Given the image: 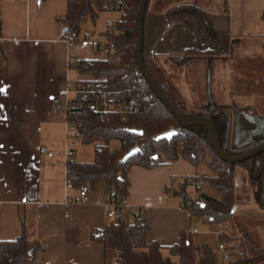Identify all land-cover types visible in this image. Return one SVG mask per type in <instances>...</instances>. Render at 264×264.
Instances as JSON below:
<instances>
[{
  "label": "crops",
  "instance_id": "0c3cea01",
  "mask_svg": "<svg viewBox=\"0 0 264 264\" xmlns=\"http://www.w3.org/2000/svg\"><path fill=\"white\" fill-rule=\"evenodd\" d=\"M182 5L206 14L220 38L215 55H205L207 46L185 23L167 19V11ZM66 12L67 0L0 1V241L15 240L24 223L29 240L42 247L27 264H116L117 252L91 239L92 232L111 222L94 204L106 192L104 182L88 188L83 199L68 185L64 152L74 148V140H66V115L53 109L65 102L69 83L94 80L80 74L69 58L107 60V46L95 52L88 36L103 40L100 34L117 19L109 18L94 32L79 28L77 39L65 42L57 20ZM143 58L151 77L181 112L225 111L226 146L264 143V0H148ZM197 168L179 158L152 169L132 167L127 175V203L141 210L146 241L158 242L164 257L180 244L181 233L189 240L199 233L190 232L196 219L180 207V199L165 192L198 174ZM238 176L244 180L245 174L237 169ZM204 187L201 193L217 197ZM237 192L236 227L247 231L241 221L264 220V211L249 186L241 192L235 188ZM249 234L254 247H264V228Z\"/></svg>",
  "mask_w": 264,
  "mask_h": 264
},
{
  "label": "trees",
  "instance_id": "16d2710c",
  "mask_svg": "<svg viewBox=\"0 0 264 264\" xmlns=\"http://www.w3.org/2000/svg\"><path fill=\"white\" fill-rule=\"evenodd\" d=\"M139 7L140 0H67L66 15L57 20L65 31L64 38L69 33L77 36L82 22L86 19L94 20L102 11L121 13L120 19L111 22L100 34L108 42V60L78 62L74 65L80 74H90L94 79L102 81L99 86L94 87L93 92H89L91 82L75 83L76 89L86 90L87 93L71 97V109L66 114V120L75 126V136L82 144L94 146L95 158L91 163L67 162V183L77 190L81 186H87L91 190L99 181H103L106 192L119 191L120 185L128 186L127 175L132 167L152 169L179 158L194 167L205 162L207 175L202 179V186L217 197L201 193L202 203L195 204L189 210L184 207L183 210L189 212L193 219L208 215L211 220L205 221L211 226L223 223L228 227L234 222V170L236 166H240L247 172L255 203L264 211V152L240 165L222 162L212 151L206 130L198 124L178 123L142 78L136 56V20ZM166 16L171 22L185 23L195 37L207 46L205 55L216 54L219 34L210 26L205 13L193 5H182L167 11ZM158 87L160 88L159 85ZM101 90L106 92L111 109L102 118L89 110L90 104L102 100L99 94ZM160 91L171 102L161 88ZM131 97L135 98L134 102ZM121 109L126 111L124 116L119 113ZM195 115L207 119L213 125L220 147L229 157L240 156L264 144L241 149L228 147L225 144L227 121L223 109ZM169 130L177 132L170 141L155 140ZM113 140L118 141L120 147L111 151L109 143ZM134 148L139 149L138 153L125 160ZM188 187L182 179L176 185L166 187L165 192L172 191V195L183 204L190 199ZM121 192L126 195V191ZM147 232L144 220L128 228L123 222H110L101 231L92 232L91 239L100 242L104 248L115 250L116 264H216V255L208 246L193 245L184 233L180 234V244L170 247L169 257H164L163 247L158 242L146 241ZM219 239L225 246L237 241V244L228 249V256L233 259L227 264L264 262V247H254L249 232L242 231L234 237L223 232ZM41 250L39 244L29 240L27 227L22 223L21 233L15 240L0 241V264H27Z\"/></svg>",
  "mask_w": 264,
  "mask_h": 264
},
{
  "label": "built area",
  "instance_id": "2783aa9c",
  "mask_svg": "<svg viewBox=\"0 0 264 264\" xmlns=\"http://www.w3.org/2000/svg\"><path fill=\"white\" fill-rule=\"evenodd\" d=\"M119 4L120 2L118 1L117 5L119 6ZM75 39H77V36L75 35V33H69L66 35V37L63 38L65 42H71ZM88 39L92 42L93 50L95 52H101L104 50V47L108 46V42L105 39L98 41V42L92 41V37H89V36H88ZM77 63L78 61L75 60L74 58H69V64L75 65ZM101 81L102 79L92 80L91 89L89 90V92H93L94 87L99 86ZM84 93H87V91L76 89L74 85L69 83L66 88L65 102L61 105H55L53 111L56 114L66 115L68 111L71 109V105H70L71 97L77 94H84ZM99 94L102 96V100L99 103L90 104L89 110L93 112L94 114L98 115L100 118H102V117L107 116L111 112V109L109 108V102H108L106 92L101 90ZM131 101L134 102L135 98L131 97ZM119 113L121 116H124L126 111L124 109H121ZM75 131H76L75 126L67 123V133H66L67 141L70 139L71 134H75ZM46 155L48 157H51L52 153H47ZM72 156H73V150H70L67 148L66 151L64 152L65 162L66 163L69 161L73 162ZM184 182L188 184L189 186H191L195 192L194 195L191 196L190 199L186 203L180 204V207L182 209H184L185 207V208H188L187 210H189L195 204L203 202V198L201 197L202 176H200L199 174H196L191 177H186L184 178ZM121 190L126 191V187L123 185H120L119 191L105 192L104 194L95 198L94 204L103 210V213L106 219H108L111 222H115V223L123 222L127 228L133 224H139L143 222V214L141 210L139 208L129 206L127 203L126 195L122 193ZM87 192H88V187L81 186L79 188L78 198L83 199L86 196ZM170 194L172 193L170 192ZM71 202L72 200L70 199H67L66 201L67 204H70ZM198 219L200 221L211 220L208 215H202L198 217ZM224 228H225V225L223 223L219 224L215 231V234L220 236L223 233ZM190 232L192 234H196L199 232L197 225L195 223H193V225L191 226ZM218 249L223 252L225 249V245L222 242H220ZM227 258L228 256L224 255L223 259L225 260Z\"/></svg>",
  "mask_w": 264,
  "mask_h": 264
},
{
  "label": "rangeland",
  "instance_id": "374dc122",
  "mask_svg": "<svg viewBox=\"0 0 264 264\" xmlns=\"http://www.w3.org/2000/svg\"><path fill=\"white\" fill-rule=\"evenodd\" d=\"M119 19V13L116 11H102L100 13H98L97 17L94 20L91 19H87L85 21V23H83L80 26V29H86L89 32H94L95 30L99 29L100 27H103L106 25L107 20L110 19ZM71 136H73V140H74V148L72 147L73 152V156L72 159L73 161L77 162V163H91L94 161L95 158V148L93 145H84L81 143L80 139H77L75 137V134H71ZM120 147V144L118 141H111L109 143V149L111 151L116 150ZM54 151V150H53ZM55 152V151H54ZM237 169H240L242 172H244L245 177L244 180L243 178H241V176L237 177ZM236 170V178L234 179V184H235V188H238V191H243L245 186H249L248 183V175L247 172L240 166H236L235 168ZM198 174L200 176H202V179L204 177V175L207 173V167L205 162H202L198 168H197ZM243 187V188H242ZM205 188V187H204ZM250 188V187H249ZM202 189V186H201ZM206 191V188L204 189ZM203 190V191H204ZM187 192L190 195H194V189L189 186L187 188ZM241 198L240 193H236L235 194V202L239 201ZM236 207V204L235 206ZM264 213V212H263ZM234 222L232 223L231 226H228L225 234H228L230 236H235L234 234L239 235L240 232L244 231V230H238V228L236 227V221H235V217L237 216L236 214H234ZM195 224L197 225V228L199 230V233L197 235H193L191 237V242L193 245L195 246H202V245H206L208 246L212 252L216 255V264H227L228 262H230L233 258L229 257L228 254V249L231 245H235L237 244V241H233L232 243H229L226 245L225 250L222 252L218 249V246L220 244V239L219 236L215 234V231L217 229L218 226H210L208 224V222H201L200 220H195ZM243 228H245L248 232L252 231V230H258L259 228H264V220L260 219L259 221H254L252 218L250 219L247 218L245 220L241 221L240 224ZM228 247V248H227ZM224 255H227L228 258L227 259H223Z\"/></svg>",
  "mask_w": 264,
  "mask_h": 264
},
{
  "label": "water",
  "instance_id": "95a60500",
  "mask_svg": "<svg viewBox=\"0 0 264 264\" xmlns=\"http://www.w3.org/2000/svg\"><path fill=\"white\" fill-rule=\"evenodd\" d=\"M148 0H140V7L139 12L136 20V35H137V41H136V56H137V63L139 72L148 85L150 91L154 94V96L160 101L161 104L165 106V108L168 110V112L171 114V116L181 124H198L202 126L206 132L208 133V139H209V145L212 149V151L216 154L217 158L221 160L222 162H225L230 165H240L243 162L252 159L256 157L257 155L264 152V144L259 145L257 147H254L245 153L241 154L237 157H229L225 155V153L222 151L219 141L217 139L215 130L213 128V125L205 118L197 116L195 114H186L183 112H180L175 109V107L172 105L171 102L165 97L158 87L155 80L151 77L150 73L148 72L143 58V24H144V18L146 13ZM65 31H63L64 33ZM137 134H141V132H136ZM177 135V132L175 130H169L168 132H165L159 136L156 137V141H170L174 136ZM139 149L134 148L131 150L127 156L126 159L131 158L132 156L136 155L138 153ZM236 210V207H233L232 213H234Z\"/></svg>",
  "mask_w": 264,
  "mask_h": 264
},
{
  "label": "snow or ice",
  "instance_id": "6c2138e0",
  "mask_svg": "<svg viewBox=\"0 0 264 264\" xmlns=\"http://www.w3.org/2000/svg\"><path fill=\"white\" fill-rule=\"evenodd\" d=\"M0 91H3V89H0Z\"/></svg>",
  "mask_w": 264,
  "mask_h": 264
}]
</instances>
